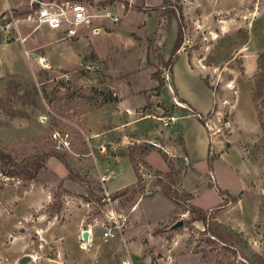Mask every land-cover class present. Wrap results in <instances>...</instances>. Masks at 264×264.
<instances>
[{
  "label": "rangeland",
  "instance_id": "rangeland-1",
  "mask_svg": "<svg viewBox=\"0 0 264 264\" xmlns=\"http://www.w3.org/2000/svg\"><path fill=\"white\" fill-rule=\"evenodd\" d=\"M5 1L10 5L0 14V44L9 45L0 47V150L19 162L59 152L73 172L49 156L31 181L0 174V264H79L81 254L86 264H251L264 258V81L258 75L264 0H71L105 14L76 37L34 20L35 0ZM108 11L120 20L113 22ZM181 17L178 54L192 58L214 93L205 127L213 162L219 158L216 174L208 171V160L190 170L185 155L178 154L182 136L172 125L164 130L159 124L156 144L141 141L133 150L140 182L107 193L94 174L107 168L98 142L108 136L91 140V155L84 114L132 91L140 94L129 97L133 107L154 95L137 117L171 122L183 107L171 103L177 93L173 66L166 61ZM47 54L60 65L48 67ZM37 57L39 71L33 64ZM175 73L183 80L181 67ZM98 121L94 114L87 118L91 127H99ZM158 123L147 118L113 133L155 132ZM122 149L118 145L117 151ZM107 150L114 154L110 145ZM152 150L159 153L152 152L149 162L166 171L142 163ZM165 156L177 169L173 175ZM132 166H122V175L108 183L133 181ZM194 206L234 237L223 241L205 231L190 211ZM181 219L184 224L173 228ZM82 227L93 232L85 248ZM108 230L113 235L105 236ZM27 255L34 260L23 261Z\"/></svg>",
  "mask_w": 264,
  "mask_h": 264
},
{
  "label": "crops",
  "instance_id": "crops-1",
  "mask_svg": "<svg viewBox=\"0 0 264 264\" xmlns=\"http://www.w3.org/2000/svg\"><path fill=\"white\" fill-rule=\"evenodd\" d=\"M9 5H10V1L0 0V14L5 12V10L7 9V7H9ZM52 31L59 33V31L57 30H52ZM6 45L9 44L1 43L0 47L1 46L4 47ZM47 56H48L47 59L48 67L60 65V62L55 63L53 61L54 58L50 57L48 54ZM164 58L167 59L168 56L164 55ZM37 60L38 57L34 59L33 64L35 68L37 67L36 71H39L42 66H38ZM42 61L44 60L42 59ZM191 63H192V58L189 57V55L186 54L184 51H180L172 69L173 70L172 81L177 94H174L175 96L172 95L171 103L173 102L176 103L175 100L178 99L185 104V107L181 108V111L177 113L175 116H173L174 118L172 119L171 122L169 121L170 123L167 125L163 123V121H161L160 119L153 117L149 114L144 116L141 115L137 117L136 116L137 109L145 105V103L147 102V97L144 96L145 101L140 103L137 107H133L128 101L129 97H135L136 95H140V94H133L132 91L129 94H125V95H121V94L118 95L115 93V95H118L119 97L117 101H115L114 103H109V105H104L102 107H98L93 110L87 111L84 114L83 123L86 131L85 134L87 136L88 143L90 146L91 155L94 156L93 148L91 146L92 145L91 140L96 138H101L103 136L105 137V135L108 136L101 139L98 142L101 153L103 154V156H106L108 159V162L106 163L107 168L106 169L101 168V171L99 173L94 174L95 177H97L95 179L97 180L99 179L100 181H102V184L104 185V188L107 191V193H113L118 190H121L135 183L138 180V176L136 173L137 177L131 182H125L119 179L118 181L116 180L114 182L115 184L108 183L112 179L116 177H120L122 175V169L124 165L127 164L133 165L128 156L119 155V151H117L118 145L119 148L122 149L127 147L129 144L140 143L141 141L154 144L155 139H157L159 137V134L161 133L160 127H158L159 124L163 127L164 130L170 129L173 126L171 131H175L176 133H179L182 136L184 142L182 148L184 147V149L182 153L179 152L178 154L180 156L182 154L185 155L187 162L190 165V170L193 171V169L194 170L196 169L195 164L199 160L200 161L207 160V156H208V152L210 151L212 140H210L208 130L197 119L196 115L193 113V110L202 115H206L208 112H211L215 104L214 93L210 88V86L203 79L201 73L197 69L193 68ZM177 66L182 68L183 80H179V79L177 80L175 73V69L177 68ZM153 98L154 95L151 96V99ZM91 114L98 116L99 121L97 124L99 125V127H91L87 122V118ZM147 118H152L156 122L159 120V123L157 124L158 128L155 132L143 133L140 135L120 133V135H117L116 137L114 136L113 131L120 132L123 126H127ZM107 120H111V122H108ZM175 125L178 126L177 129L175 128ZM108 145H110L113 148L114 154L108 153L107 150ZM152 152H158V151L157 150L150 151V153L146 155L145 160L142 161V163L145 162L147 165L152 166L154 169H157L158 171H166L168 168L159 169L157 167H154V165H152L149 162V155ZM218 159H216L213 162L212 167L209 166L208 171L215 173L214 168ZM88 173L89 176L93 174V173L90 174V172ZM103 177H105L106 179L105 181L102 180ZM77 225H80L79 222L77 223ZM74 230L75 229H72V233H71L72 235L73 233L75 234ZM81 231L82 233H84L85 229L82 227L80 229V232ZM87 231L89 232V230ZM91 240L92 237L90 238V233H89L88 245L91 242ZM69 254L71 255L72 252H69ZM31 257L32 259L34 258L33 255ZM77 257L80 258L79 264H81V261H83L82 264H86L87 260L84 254L83 255L81 254V256L79 255ZM64 262H66V254H64Z\"/></svg>",
  "mask_w": 264,
  "mask_h": 264
},
{
  "label": "trees",
  "instance_id": "trees-1",
  "mask_svg": "<svg viewBox=\"0 0 264 264\" xmlns=\"http://www.w3.org/2000/svg\"><path fill=\"white\" fill-rule=\"evenodd\" d=\"M110 0H105V2H108ZM171 0H165L166 3H170ZM183 24H184V19L183 17L180 18L178 25V34L177 37L175 39L171 54H170V58L166 61V63L168 65L174 66L177 55H178V51L180 49V46L183 42ZM259 73L258 75L260 76V78L264 81V53H262L259 57ZM207 83V82H206ZM208 84V83H207ZM163 84L160 83V85L158 86V90L161 88ZM34 90L36 93L39 92V88L37 85L33 86ZM118 98L115 97L113 99H111L110 101H117ZM151 101V97L147 96V102L150 103ZM193 110V109H192ZM193 113L196 115L197 119L205 126L206 124V117L211 115V112H208L206 115H202L199 114L198 112L193 110ZM139 147L138 143H133L131 144L127 149H122L119 152V155L121 156H128L134 166V169L137 173V175L139 174V166L138 163L135 160V156H134V149L137 150V148ZM144 154H147L146 151H144ZM49 156H55L57 157L60 161H62L67 169L71 172H73L71 166L69 165L66 157L59 152H43L41 154H33L31 156H28L27 158H25L23 161L19 162L16 159H14V157L12 156V154L4 152L2 150H0V174L6 176V177H18V178H23L27 181H31L33 179H35L37 177V175L39 174V172L46 167V160ZM165 160L170 168V170L168 171V173L170 175H173L177 172V169L173 163V161L171 160L170 157L165 156ZM207 160L209 163V166H213V158L211 156L210 151L208 152V156H207ZM70 178H73L70 175ZM140 176L138 177L137 183L140 182ZM118 190L116 194L119 193ZM176 192V191H175ZM167 193V192H166ZM231 193V192H228ZM177 193H175L176 195ZM221 196L224 197V193L222 191V193L220 194ZM231 201L236 200L235 196H233V194L231 193ZM229 195V196H230ZM174 196V194H173ZM190 211L195 215L194 216V220H200L203 221L204 226H205V231L210 232L214 237L219 238L223 241H229L230 237H234V233H232L231 231H225L223 230L222 226H220L219 224H210L208 222V219L206 218V216H204L205 210L200 207V206H194L190 209ZM241 241V240H239ZM249 262V261H248ZM251 264H264V258L262 257H257L256 260H254Z\"/></svg>",
  "mask_w": 264,
  "mask_h": 264
},
{
  "label": "built area",
  "instance_id": "built-area-1",
  "mask_svg": "<svg viewBox=\"0 0 264 264\" xmlns=\"http://www.w3.org/2000/svg\"><path fill=\"white\" fill-rule=\"evenodd\" d=\"M36 8L34 10L33 19L47 26L51 30L66 32L68 37H76L79 32L87 27H91L95 17L105 16V14H96L91 5L86 2H74L71 0H35ZM100 15V16H99ZM107 16L113 22H118L121 18L120 14L109 12ZM99 28H93V32L98 33ZM170 72L166 71V81L170 80ZM169 84L170 88L173 89ZM180 107H185V104L178 99L175 100ZM158 112L160 108L158 107ZM164 120L167 125L169 121L165 117H159ZM172 116L170 119H173ZM169 119V120H170ZM60 135V134H59ZM104 181L105 177L102 178ZM82 235V234H81ZM105 236L113 235L112 230L105 231ZM82 237L81 247L86 246L85 240ZM84 247V248H85Z\"/></svg>",
  "mask_w": 264,
  "mask_h": 264
},
{
  "label": "water",
  "instance_id": "water-1",
  "mask_svg": "<svg viewBox=\"0 0 264 264\" xmlns=\"http://www.w3.org/2000/svg\"><path fill=\"white\" fill-rule=\"evenodd\" d=\"M184 224V221L181 219L179 220L178 222H176L174 225H173V228H178L180 226H182ZM83 237L84 238H87L88 237V231H85L83 233ZM32 259V257L30 255H27V256H24L23 257V261H30Z\"/></svg>",
  "mask_w": 264,
  "mask_h": 264
},
{
  "label": "bare ground",
  "instance_id": "bare-ground-1",
  "mask_svg": "<svg viewBox=\"0 0 264 264\" xmlns=\"http://www.w3.org/2000/svg\"><path fill=\"white\" fill-rule=\"evenodd\" d=\"M89 233H90V238H91V237H92V233H93L92 230H89V232H88V237H87V238H84V237H83V239L85 240V243H86V244H88V242H89ZM86 241H87V242H86ZM84 247H85V246H84ZM84 247H83V248H84Z\"/></svg>",
  "mask_w": 264,
  "mask_h": 264
}]
</instances>
